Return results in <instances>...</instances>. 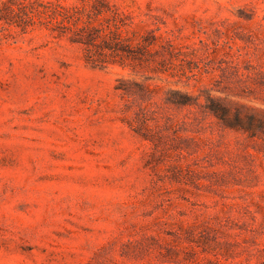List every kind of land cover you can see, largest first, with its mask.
<instances>
[{
    "label": "rangeland",
    "instance_id": "1",
    "mask_svg": "<svg viewBox=\"0 0 264 264\" xmlns=\"http://www.w3.org/2000/svg\"><path fill=\"white\" fill-rule=\"evenodd\" d=\"M0 264H264V0H0Z\"/></svg>",
    "mask_w": 264,
    "mask_h": 264
},
{
    "label": "trees",
    "instance_id": "2",
    "mask_svg": "<svg viewBox=\"0 0 264 264\" xmlns=\"http://www.w3.org/2000/svg\"><path fill=\"white\" fill-rule=\"evenodd\" d=\"M46 9L51 8L54 13L60 14L62 16L61 19L55 18V23L57 27L61 29L62 32L65 31H71L74 35H79L78 38H74L76 42L83 43L86 46L87 50V59L90 61H94V54L96 50L99 49H109L112 51V54H117L118 56H121V53L119 52L118 46L120 45V38L118 37V34L116 31L110 30L109 32H103L102 35V42L97 43L95 39L94 32L96 28L92 25L91 22H86L84 24L77 25L75 20L78 18V9L72 10L57 6V7H51L50 5L44 6ZM115 36V37H114ZM115 56V55H113Z\"/></svg>",
    "mask_w": 264,
    "mask_h": 264
}]
</instances>
